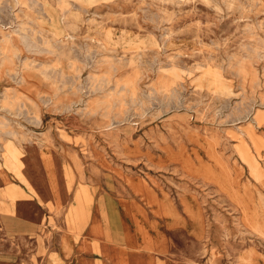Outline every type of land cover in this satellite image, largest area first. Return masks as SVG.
I'll return each mask as SVG.
<instances>
[{"label":"rangeland","instance_id":"obj_1","mask_svg":"<svg viewBox=\"0 0 264 264\" xmlns=\"http://www.w3.org/2000/svg\"><path fill=\"white\" fill-rule=\"evenodd\" d=\"M61 1L0 0V161L38 187L1 166L36 206L0 177V264H113L122 227L142 264H264V0Z\"/></svg>","mask_w":264,"mask_h":264},{"label":"bare ground","instance_id":"obj_2","mask_svg":"<svg viewBox=\"0 0 264 264\" xmlns=\"http://www.w3.org/2000/svg\"><path fill=\"white\" fill-rule=\"evenodd\" d=\"M90 1V0H89ZM35 2V1H34ZM47 2V1H46ZM87 1H85L86 3ZM92 2V1H91ZM2 3V2H1ZM41 3V2H40ZM78 3V2H77ZM81 4V3H80ZM32 5V3H31ZM44 5V4H43ZM61 9L67 8L69 6L68 0H62L61 3L58 4ZM76 5V4H75ZM50 6V5H49ZM74 7V6H73ZM78 7V6H77ZM83 7V6H82ZM1 8V7H0ZM12 8V7H11ZM81 8V7H80ZM9 9V8H8ZM16 10V9H15ZM38 10V9H37ZM53 10V9H52ZM82 10V9H81ZM19 11V10H18ZM21 11V10H20ZM49 11V10H48ZM57 11V10H56ZM6 12V11H5ZM44 13V12H43ZM42 13V14H43ZM55 13V12H54ZM79 13V12H78ZM12 14V13H11ZM72 16V15H71ZM47 17V16H46ZM50 17V16H49ZM57 17V16H56ZM151 17V16H150ZM4 18V17H3ZM38 18V17H37ZM60 18V17H59ZM72 18V17H71ZM92 19V18H91ZM37 20V19H36ZM39 20V19H38ZM44 21H41V23ZM164 22V21H163ZM10 23V22H9ZM45 23V22H44ZM42 23V24H44ZM79 23V22H78ZM84 23V21H83ZM92 23V22H91ZM90 23V24H91ZM46 24V23H45ZM44 24V26H45ZM20 25V24H19ZM55 25V24H54ZM95 25V24H94ZM102 25V24H101ZM61 30V29H60ZM165 30V29H164ZM18 31V30H17ZM56 31V30H55ZM22 33V32H21ZM60 33V32H59ZM105 33V32H104ZM123 33V32H122ZM165 33V32H164ZM25 34V33H24ZM55 34V33H54ZM103 34V33H102ZM7 36V35H6ZM57 36V35H56ZM59 36V35H58ZM105 36V35H104ZM39 39V38H38ZM149 39V37H148ZM3 39H1L2 41ZM150 40V39H149ZM28 41V40H27ZM30 41V40H29ZM31 42V41H30ZM200 43V42H199ZM198 44V43H197ZM201 44V43H200ZM177 45V44H176ZM39 46V45H38ZM12 47V40L11 39H5L4 43L0 46V54H2V59L9 58V55L13 52L11 49ZM59 47V46H58ZM218 47V46H217ZM48 49V48H46ZM146 49V48H145ZM160 49V48H158ZM33 50V49H32ZM34 51V50H33ZM52 52V51H51ZM246 54V53H245ZM76 55V54H75ZM259 55V54H258ZM87 56V55H86ZM155 56V55H154ZM58 57V56H57ZM84 59V58H83ZM82 59V60H83ZM10 60V59H9ZM148 60V59H147ZM86 62V60H85ZM31 63V62H30ZM155 64V63H154ZM153 64V65H154ZM93 65V64H92ZM198 65V64H197ZM114 66V65H113ZM187 67V66H186ZM204 67V66H203ZM234 67V66H233ZM116 68V67H115ZM172 68V67H170ZM200 68V67H199ZM201 69V68H200ZM113 70V69H112ZM61 71V70H60ZM161 71V70H160ZM178 73V72H177ZM187 73V72H186ZM60 74V73H59ZM181 74V73H180ZM202 75V73H200ZM207 74V72H206ZM232 74V72H231ZM184 75V73H183ZM199 75V74H198ZM220 75V74H219ZM59 76V75H58ZM104 76V75H103ZM182 76V75H181ZM204 76V75H203ZM67 77V76H66ZM102 77V76H101ZM210 77V76H209ZM187 78V77H186ZM88 79V78H87ZM106 79V78H105ZM183 79V78H182ZM227 79V78H226ZM198 80V79H197ZM201 80H203L201 78ZM206 81V80H205ZM87 82V81H86ZM208 82V81H207ZM245 82V81H244ZM82 84V83H81ZM214 84V83H213ZM62 85V84H61ZM80 85V84H79ZM203 85V84H201ZM70 86V85H69ZM68 86V87H69ZM124 86V85H123ZM207 86V85H206ZM211 86V85H210ZM231 86V85H230ZM80 87V86H79ZM112 87V86H111ZM122 87V86H121ZM212 87V86H211ZM210 87V88H211ZM229 87V86H228ZM89 88V87H88ZM78 89V88H77ZM154 89V88H153ZM221 89V88H220ZM229 89V88H228ZM90 90V89H89ZM129 90V89H128ZM151 90V89H150ZM173 90V89H172ZM216 90V89H215ZM223 90V89H222ZM143 91V90H142ZM212 92V91H211ZM145 93V92H144ZM222 93V92H221ZM232 93V92H231ZM76 94V92H75ZM217 94V93H216ZM152 95V94H151ZM145 96V95H144ZM259 96V95H258ZM152 97V96H151ZM81 98V97H80ZM157 98V97H156ZM227 98V97H226ZM139 99V98H138ZM81 100V99H80ZM130 100V99H129ZM253 100V99H251ZM227 101V100H226ZM178 102V100H177ZM180 102V100H179ZM251 102V101H250ZM253 102V101H252ZM163 103V102H162ZM168 103V101H167ZM173 103V102H172ZM260 104V103H259ZM162 105V104H161ZM164 105V104H163ZM175 105V104H173ZM227 106V105H226ZM248 107V106H247ZM252 107V106H251ZM250 107V108H251ZM162 108V107H161ZM238 108V107H237ZM236 108V109H237ZM253 108V107H252ZM131 109V107H130ZM133 110V109H132ZM219 110V109H218ZM239 110V109H238ZM217 112V111H215ZM88 113V112H87ZM148 114V113H147ZM246 115V114H245ZM255 115V114H254ZM263 116V115H262ZM233 118V117H232ZM256 118V117H255ZM113 119V118H112ZM126 119V118H125ZM130 119V118H129ZM240 119V118H239ZM254 119V118H253ZM252 119V120H253ZM114 121V119H113ZM117 121V120H116ZM238 121V120H237ZM3 123V122H2ZM111 124V123H110ZM24 125V124H23ZM136 125V124H135ZM250 125V124H249ZM116 127V126H115ZM251 131V130H250ZM15 132V131H14ZM10 133V132H9ZM5 134V133H4ZM12 134V133H11ZM229 135V134H228ZM241 139V138H238ZM212 145V144H210ZM29 153V150L25 146L22 147H16L11 144L10 141L7 142L6 147V153L3 156L4 162L0 161V177L3 180V184L6 186V194H12L15 198L12 202L15 206L14 213H19L23 211V208L29 207H35L36 206V199H34L31 196H26L22 192H17L9 185V178L6 175L5 171L1 169V166L5 164V167H9V169H13L19 179L25 183V185L29 188L30 191L33 192V194L38 193V187L36 186L35 182H33L30 177L27 174L26 165H27V154ZM238 153V152H237ZM40 160L42 161L43 165L45 166V172L47 174L48 178V185L53 187V184L51 182V166L48 165V162H51V157L47 152H41L40 153ZM242 159V156H241ZM244 160V159H243ZM242 161V160H241ZM245 161V160H244ZM243 161V162H244ZM248 165V164H247ZM256 166V165H255ZM7 169V168H6ZM254 169V168H253ZM9 171V170H8ZM254 172V171H253ZM247 178V177H246ZM18 179V180H19ZM67 179V178H66ZM71 185V184H70ZM259 191V190H258ZM31 192V193H32ZM260 194V193H259ZM36 198V197H35ZM91 202V198L87 197V200L84 201V204L82 202H78L77 204V212L80 213L81 216L84 217V214L86 215V218L88 217V211L86 207L84 206L85 203ZM121 212L123 214L127 213L128 216L133 217L132 213L134 210L132 208L127 207L126 205L121 204ZM69 216V215H68ZM78 216V215H77ZM80 219V218H79ZM70 221V220H69ZM81 221V220H80ZM92 228H95V224L92 225ZM124 230V238L122 244H119L116 247H112L108 243V247L101 250V252L105 253L106 257L109 258L113 262V264H142L140 257L143 256L142 253L138 249L139 246L137 244H141V234L138 231H133L128 228L122 227ZM146 237V236H145ZM137 243V244H136ZM65 240L62 242L63 247L65 246ZM139 257V259H137ZM55 262V261H54ZM150 262V261H149ZM71 264H81L80 262H73ZM103 264V263H99Z\"/></svg>","mask_w":264,"mask_h":264}]
</instances>
